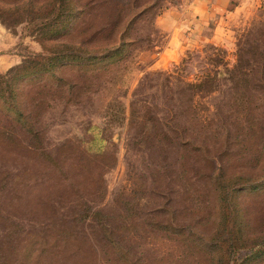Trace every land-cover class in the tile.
Returning a JSON list of instances; mask_svg holds the SVG:
<instances>
[{
  "label": "rangeland",
  "instance_id": "rangeland-1",
  "mask_svg": "<svg viewBox=\"0 0 264 264\" xmlns=\"http://www.w3.org/2000/svg\"><path fill=\"white\" fill-rule=\"evenodd\" d=\"M186 1L0 0V264H204L163 228L264 264V0L171 51ZM46 227L85 252L25 256Z\"/></svg>",
  "mask_w": 264,
  "mask_h": 264
},
{
  "label": "trees",
  "instance_id": "trees-1",
  "mask_svg": "<svg viewBox=\"0 0 264 264\" xmlns=\"http://www.w3.org/2000/svg\"><path fill=\"white\" fill-rule=\"evenodd\" d=\"M118 16V15H116ZM116 24V18L114 17V22L112 23V26H114ZM107 35V34H106ZM121 36H123V32H121L119 34V37L121 39ZM122 43V42H121ZM40 65H42L40 63ZM34 68L37 67V65L32 66ZM40 70V68L36 69V70H31L32 72L34 71H38ZM28 71V72H31ZM20 114V113H19ZM41 156V157H40ZM39 157L42 159L41 161L43 163L46 162V164H48L50 168H57V163L52 160L51 158H49V156H42L40 155ZM58 169V168H57ZM25 184V182H24ZM42 202V200L40 201V203ZM85 211V210H84ZM89 212V208L87 210ZM85 211V212H87ZM90 213V212H89ZM96 214V211H91V215ZM87 217V215H86ZM54 223H51L50 226H52ZM50 226L48 228H50ZM47 227L41 229L39 234H27L24 238H23V246L22 249L25 250L23 252V254L25 256H29V250L26 249L27 245H31V244H35L37 245V253L35 254L36 258V262L38 261V259L42 256V255H46L49 256L52 260H56L59 256V254H64L65 251H68V255L70 256H80L82 253L85 252V250L82 248V245L80 246V242L78 239V235L76 233H72L66 229H63L59 234L56 235H51L50 237L47 235ZM163 230L169 231L175 235H177L178 237H180V239L182 240L183 244H184V248L186 249V251H188V253H192V257L195 259V256H200L202 258V260L204 261V264H223V256L227 255V253H229V251L227 252V250H224V255L223 254H219V252H216L218 250H220L221 246H214L212 244H209V242L204 243L202 245H200L201 243L196 242L195 237H197L195 231H192L190 229H185V228H163ZM209 233V232H208ZM212 238H210L211 240ZM209 240V241H210ZM118 244L113 241L112 244L109 245V249L110 252L112 254H116L118 255V253H122L120 252V250H122V248H120V246H117ZM213 250H216L215 252ZM218 254V255H214V254ZM123 257V260H119L118 259V263L119 264H146L144 263V261H141L137 258H132V261L126 257V255L121 254ZM206 256V257H205ZM28 258V257H27ZM199 259L196 258L195 262L198 263Z\"/></svg>",
  "mask_w": 264,
  "mask_h": 264
},
{
  "label": "crops",
  "instance_id": "crops-1",
  "mask_svg": "<svg viewBox=\"0 0 264 264\" xmlns=\"http://www.w3.org/2000/svg\"><path fill=\"white\" fill-rule=\"evenodd\" d=\"M226 2L227 0H187L186 3L179 4L178 9L168 10L161 28L168 33L171 51L175 49V42L188 39V35L196 36L193 34L199 33L212 13L220 12Z\"/></svg>",
  "mask_w": 264,
  "mask_h": 264
}]
</instances>
